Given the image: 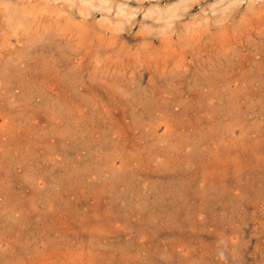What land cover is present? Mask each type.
I'll return each instance as SVG.
<instances>
[{"label": "rangeland", "instance_id": "374dc122", "mask_svg": "<svg viewBox=\"0 0 264 264\" xmlns=\"http://www.w3.org/2000/svg\"><path fill=\"white\" fill-rule=\"evenodd\" d=\"M0 264H264V0H0Z\"/></svg>", "mask_w": 264, "mask_h": 264}, {"label": "bare ground", "instance_id": "6f19581e", "mask_svg": "<svg viewBox=\"0 0 264 264\" xmlns=\"http://www.w3.org/2000/svg\"><path fill=\"white\" fill-rule=\"evenodd\" d=\"M73 53V52H72ZM74 55V54H73ZM21 58V57H20ZM37 58V57H36ZM21 61V60H20ZM55 61H57V60H55ZM111 73V72H110ZM3 74H5V73H3ZM113 78V77H112ZM99 83V82H98ZM91 122V121H90ZM109 133V132H108Z\"/></svg>", "mask_w": 264, "mask_h": 264}]
</instances>
